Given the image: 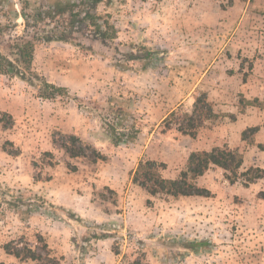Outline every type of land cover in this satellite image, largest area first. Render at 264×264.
<instances>
[{"label": "rangeland", "instance_id": "rangeland-1", "mask_svg": "<svg viewBox=\"0 0 264 264\" xmlns=\"http://www.w3.org/2000/svg\"><path fill=\"white\" fill-rule=\"evenodd\" d=\"M9 1L1 23L24 1L77 0ZM99 9L111 25L108 49H81V35L35 48L34 68L69 96L44 100L0 75V112L15 121L0 124V262L38 264L2 247L36 245L40 235L61 264H264V179L241 176L264 169V0H111ZM201 95L215 118L196 138L183 136L171 115L192 114ZM125 117L137 138L113 146L107 123ZM248 128L258 131L243 140ZM66 133L106 159L69 158L53 144ZM213 147L239 150L244 165L235 184L214 166L199 178L210 197H151L132 181L142 160L175 179L193 151Z\"/></svg>", "mask_w": 264, "mask_h": 264}, {"label": "trees", "instance_id": "trees-1", "mask_svg": "<svg viewBox=\"0 0 264 264\" xmlns=\"http://www.w3.org/2000/svg\"><path fill=\"white\" fill-rule=\"evenodd\" d=\"M111 0H77L57 3L52 7L33 8L28 1L22 2L21 13L12 17L11 11L3 13L6 23L0 22V75L19 78L32 87L37 96L44 100H54L58 97L69 96L68 90L47 81L33 65L34 52L40 41L71 43L76 35H81L82 41L77 44L83 50L100 52L99 49H108L113 42L110 34L111 25L100 13V5L109 4ZM10 5L9 0H0V15L3 5ZM22 19L23 32L19 34ZM147 56H150L147 55ZM109 103H111L109 101ZM117 107L108 109L109 114H116ZM172 122L180 123L178 131L183 136L196 138L198 131L205 122L215 118L212 104L206 95L197 98L192 114L171 115ZM115 118H118L115 116ZM0 124L3 129L9 130L15 125L11 114L0 112ZM107 134L113 146L136 140L139 130L136 121L126 119L112 120L107 123ZM258 128H248L243 132V140H248ZM53 144L62 149L71 159L84 158L92 163L105 160L106 156L92 144L83 141L75 134L66 133L53 136ZM264 148V147H263ZM18 154V153H14ZM46 155L53 157L52 153ZM244 165V156L239 150L227 147H213L211 150L193 151L185 168L177 178L168 179L163 176L165 165L154 160H142L135 170L132 181L143 189L149 196L166 195L173 198L180 197H210L208 189L198 185V180L211 167L222 169L231 184L239 179V172ZM241 176L246 184L264 179V169L251 167ZM264 199V192L260 193ZM17 203H20L19 201ZM16 203V206H17ZM19 206V204H18ZM104 236V235H103ZM37 242H25L22 239L10 241L3 245L6 255L14 257L20 262L33 261L38 264H61L45 239L37 235ZM206 243H194L191 248ZM0 264H7L0 262Z\"/></svg>", "mask_w": 264, "mask_h": 264}]
</instances>
